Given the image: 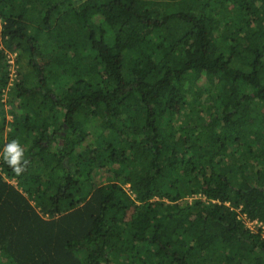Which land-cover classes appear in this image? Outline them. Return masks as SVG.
<instances>
[{
    "label": "trees",
    "instance_id": "obj_1",
    "mask_svg": "<svg viewBox=\"0 0 264 264\" xmlns=\"http://www.w3.org/2000/svg\"><path fill=\"white\" fill-rule=\"evenodd\" d=\"M239 213L264 224V0H0V264H264Z\"/></svg>",
    "mask_w": 264,
    "mask_h": 264
},
{
    "label": "clouds",
    "instance_id": "obj_2",
    "mask_svg": "<svg viewBox=\"0 0 264 264\" xmlns=\"http://www.w3.org/2000/svg\"><path fill=\"white\" fill-rule=\"evenodd\" d=\"M24 157V150L18 143V141L13 140L5 146L3 158L4 161L13 169V171L19 175L27 165L28 161L24 160L22 164L21 161Z\"/></svg>",
    "mask_w": 264,
    "mask_h": 264
},
{
    "label": "built area",
    "instance_id": "obj_3",
    "mask_svg": "<svg viewBox=\"0 0 264 264\" xmlns=\"http://www.w3.org/2000/svg\"><path fill=\"white\" fill-rule=\"evenodd\" d=\"M15 52L14 53H9L8 54V62L11 64V68H13L12 70V75L14 73V65H13V62H14V58H15ZM8 90V86L6 87L5 91ZM7 93V92H6ZM6 95V94H5ZM238 217L240 218H243L244 221H245V224L253 231V232H256L258 229V227L260 226L261 229H262V234L264 236V224H262L261 222L257 221V220H249L246 216L245 213H239L238 214Z\"/></svg>",
    "mask_w": 264,
    "mask_h": 264
},
{
    "label": "rangeland",
    "instance_id": "obj_4",
    "mask_svg": "<svg viewBox=\"0 0 264 264\" xmlns=\"http://www.w3.org/2000/svg\"><path fill=\"white\" fill-rule=\"evenodd\" d=\"M8 118H10V116H8ZM105 171H106V170H102V175H103V176H104V175H107V172H105ZM102 175H101V176H102ZM103 176H102V178H104ZM100 180H101V179H100ZM101 181H102V180H101Z\"/></svg>",
    "mask_w": 264,
    "mask_h": 264
}]
</instances>
